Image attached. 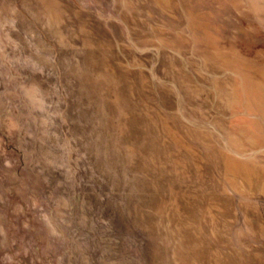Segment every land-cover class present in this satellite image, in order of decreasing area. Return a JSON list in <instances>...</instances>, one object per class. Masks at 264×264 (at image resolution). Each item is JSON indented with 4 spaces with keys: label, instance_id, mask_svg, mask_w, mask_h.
<instances>
[{
    "label": "rangeland",
    "instance_id": "rangeland-1",
    "mask_svg": "<svg viewBox=\"0 0 264 264\" xmlns=\"http://www.w3.org/2000/svg\"><path fill=\"white\" fill-rule=\"evenodd\" d=\"M0 264H264V0H0Z\"/></svg>",
    "mask_w": 264,
    "mask_h": 264
}]
</instances>
